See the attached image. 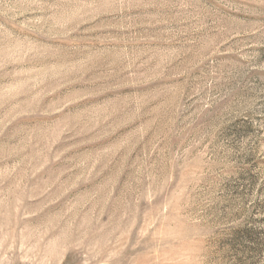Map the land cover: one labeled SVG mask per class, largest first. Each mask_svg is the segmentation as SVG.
<instances>
[{"label": "rangeland", "instance_id": "1", "mask_svg": "<svg viewBox=\"0 0 264 264\" xmlns=\"http://www.w3.org/2000/svg\"><path fill=\"white\" fill-rule=\"evenodd\" d=\"M0 264H264V0H0Z\"/></svg>", "mask_w": 264, "mask_h": 264}]
</instances>
